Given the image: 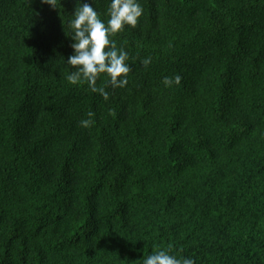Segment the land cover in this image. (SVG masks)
I'll use <instances>...</instances> for the list:
<instances>
[{
	"label": "trees",
	"instance_id": "16d2710c",
	"mask_svg": "<svg viewBox=\"0 0 264 264\" xmlns=\"http://www.w3.org/2000/svg\"><path fill=\"white\" fill-rule=\"evenodd\" d=\"M139 3L112 37L128 83L100 74L105 100L66 80L76 0H0V264H141L169 245L264 264V0Z\"/></svg>",
	"mask_w": 264,
	"mask_h": 264
},
{
	"label": "clouds",
	"instance_id": "9594fccd",
	"mask_svg": "<svg viewBox=\"0 0 264 264\" xmlns=\"http://www.w3.org/2000/svg\"><path fill=\"white\" fill-rule=\"evenodd\" d=\"M52 6H56V0H42ZM84 0H76V7L72 18L67 21L68 31L66 35L71 37L74 50L67 58V64L75 66V71L67 75L66 80L72 85L87 83L94 93H99L108 99L109 93L105 87H97L96 81L100 74H106L113 87H125L128 83V74L131 66L128 63L129 53L112 37L124 30L125 26L135 28L139 18L143 14V8L139 0H106L107 7L101 14L95 5ZM106 17L102 19L101 16ZM140 63L147 67L151 63V57L144 58ZM181 77L165 76L162 83L165 87L179 85ZM94 113H88V119L79 122L82 128H90L95 121ZM182 251V250H181ZM141 264H196L192 257L175 254L171 245L160 248L141 259Z\"/></svg>",
	"mask_w": 264,
	"mask_h": 264
}]
</instances>
